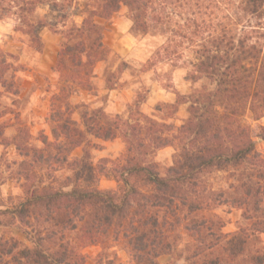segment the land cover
Masks as SVG:
<instances>
[{
	"label": "trees",
	"instance_id": "trees-1",
	"mask_svg": "<svg viewBox=\"0 0 264 264\" xmlns=\"http://www.w3.org/2000/svg\"><path fill=\"white\" fill-rule=\"evenodd\" d=\"M59 1L0 0V20L14 17V30L25 34L37 52L43 50L40 28L60 35L53 68L60 86L47 117L51 139L42 136V148L32 149V164L21 163L46 169L50 182L40 180L21 200L0 209V228L16 227L24 238L0 237V264H114L102 252L89 263L82 252L106 238L123 242L130 264H160V256L177 249L179 229L190 238L182 248L183 264H264L259 238L264 234V154L256 150L245 120L248 114L264 118V0H89L81 23L70 25L62 11L59 22L36 13L39 5L59 9ZM122 6L133 34L155 29L174 38L175 47L191 50L192 91L162 103L159 120L140 111L141 93L130 105L129 118L69 101L89 86L96 63L109 58L102 22ZM181 54L169 53L172 58ZM8 56L0 50V95L18 93ZM115 75L105 77L109 91ZM199 80L206 83L195 86ZM182 104L187 105L182 124L167 122ZM76 111L79 121L71 117ZM3 130L0 123V144L23 152ZM116 137L126 145L115 169L118 184L100 189L105 160L93 163L90 139ZM168 146L175 154L162 172L151 155ZM76 148L82 153L73 157ZM59 170L69 174L58 179L53 173ZM219 171L229 181L215 189L206 175ZM24 175L28 181L36 178L31 168ZM222 206L241 210L244 224L234 233L223 231L226 221L215 212Z\"/></svg>",
	"mask_w": 264,
	"mask_h": 264
},
{
	"label": "rangeland",
	"instance_id": "rangeland-1",
	"mask_svg": "<svg viewBox=\"0 0 264 264\" xmlns=\"http://www.w3.org/2000/svg\"><path fill=\"white\" fill-rule=\"evenodd\" d=\"M62 5L54 9L50 5H39L36 13L50 22L60 21V11L66 15V24L81 23L90 9L89 0H60ZM104 24L103 42L110 50L107 61L96 63L89 86L79 89L69 101L76 105L85 103L89 109L101 108L107 116L122 114L126 118L130 105L136 95L141 93L145 99L140 105V111L154 119H160L165 113L160 108L162 103H172L177 94L186 95L194 86L188 78L191 73L193 57L186 45L175 47L174 38L169 34H160L152 29L148 34H133L130 31L131 21L126 7L122 6L109 21ZM17 21L14 17L0 20V50L9 54L7 60L12 64L15 85L18 93L2 92L0 95V123L4 126V138L11 143L17 140L23 152L16 150L13 144L4 147L0 144V209L21 200L27 188L37 184L40 180L49 183V173L46 169L30 167L36 178L27 180L25 173L29 169L21 165L22 161L31 163L34 150L42 148V136L51 139L50 126L47 121L51 108V98L58 92L60 83L54 72V65L60 44V35L50 32L47 28H40L38 33L43 41V50L37 52L29 42L28 37L21 31H15ZM62 27L61 24L58 25ZM171 51L182 54L172 58ZM108 73H115L113 83L115 88L106 89L105 77ZM206 83L199 80L195 86ZM186 104L179 106L177 112L167 122L176 126L182 124L187 117ZM72 119L79 121L78 112L72 114ZM250 126L251 138L256 150L264 154V139L262 128L264 118L253 120L248 114L245 118ZM25 131L24 133L22 132ZM89 150L92 161L97 164L101 160L105 169L100 176V189H116L118 181L115 169L121 164L126 153V145L120 137L103 141L91 138ZM28 151L25 156L24 152ZM81 149L76 148L71 155H81ZM175 149L171 146L156 150L152 159L160 171L172 164ZM28 168V169H27ZM69 174L66 170L53 173L58 179ZM227 173L212 172L206 175L207 181L215 189L228 185ZM226 221L223 231L234 233L244 224L241 210L222 206L216 209ZM177 249L171 255L158 258L160 264H183L185 251L182 249L190 242V238L179 229ZM4 239L16 237L23 240V235L16 227L0 228V237ZM264 243V234L259 235ZM92 263L93 258L100 252L112 259L114 264H130V259L121 240L106 238L101 245H90L82 250Z\"/></svg>",
	"mask_w": 264,
	"mask_h": 264
}]
</instances>
